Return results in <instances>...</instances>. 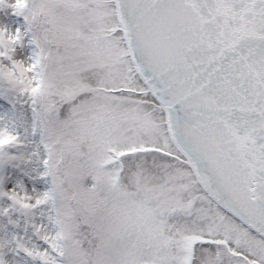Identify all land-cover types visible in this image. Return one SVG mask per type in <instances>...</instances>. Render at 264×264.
<instances>
[{"label": "snow or ice", "instance_id": "obj_1", "mask_svg": "<svg viewBox=\"0 0 264 264\" xmlns=\"http://www.w3.org/2000/svg\"><path fill=\"white\" fill-rule=\"evenodd\" d=\"M0 264H264V0H0Z\"/></svg>", "mask_w": 264, "mask_h": 264}]
</instances>
